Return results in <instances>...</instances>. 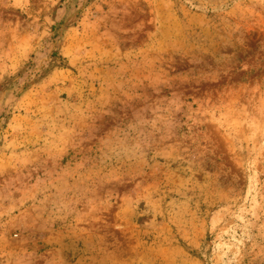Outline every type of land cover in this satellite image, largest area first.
Returning a JSON list of instances; mask_svg holds the SVG:
<instances>
[{
    "label": "rangeland",
    "instance_id": "1",
    "mask_svg": "<svg viewBox=\"0 0 264 264\" xmlns=\"http://www.w3.org/2000/svg\"><path fill=\"white\" fill-rule=\"evenodd\" d=\"M0 264H264V0H0Z\"/></svg>",
    "mask_w": 264,
    "mask_h": 264
}]
</instances>
